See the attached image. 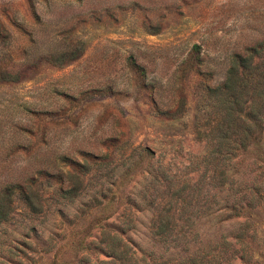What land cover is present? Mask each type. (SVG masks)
I'll use <instances>...</instances> for the list:
<instances>
[{"label":"rangeland","instance_id":"1","mask_svg":"<svg viewBox=\"0 0 264 264\" xmlns=\"http://www.w3.org/2000/svg\"><path fill=\"white\" fill-rule=\"evenodd\" d=\"M0 264H264V0H0Z\"/></svg>","mask_w":264,"mask_h":264}]
</instances>
